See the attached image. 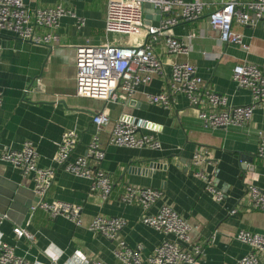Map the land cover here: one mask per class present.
Listing matches in <instances>:
<instances>
[{
  "label": "crops",
  "instance_id": "crops-1",
  "mask_svg": "<svg viewBox=\"0 0 264 264\" xmlns=\"http://www.w3.org/2000/svg\"><path fill=\"white\" fill-rule=\"evenodd\" d=\"M201 1L206 8L199 19L182 22L170 31L181 39L196 34L190 55L169 54L166 38H161L153 48L163 61V74L138 87L131 98L119 91L117 101L107 102L76 95L75 62L79 45L112 43V34L105 31L107 0H23L32 11L62 5L85 19V26L79 28L76 18L63 17L58 29L60 43L54 45H36L12 33H0V155L7 148L18 149L32 142L39 154L38 166L56 168L44 200L80 206L82 225L64 216L53 218L41 208L32 211L40 204L34 175L0 160V231L2 240L14 246L17 255L32 264H89L97 260L125 264L114 255L117 241L88 228L97 215H105L124 218L127 225L120 238L132 247L143 246L142 255L147 257L164 236L142 223L144 211L138 203L122 202L128 186L163 192L151 213L168 205L191 224L192 242L202 247L198 264H236L251 251L236 240L238 232L264 234V213L250 211L246 192L250 184L264 190V163L258 155L264 139V107H258L244 127L211 129L204 127L200 110L182 94L169 107L152 104L148 98L167 90L174 62L188 61L197 68L204 87L227 97L229 106L251 102V92L238 88L232 75L235 66L245 62L264 70V22L257 27L234 26L249 45L245 51L222 43L219 32L209 26V15L221 0ZM148 15L146 25L153 26L157 15L153 10ZM145 34L142 45L149 41ZM99 112L108 114L110 123L98 132L93 117ZM130 117L143 121L137 123L139 134L156 137L161 149L111 145L115 124L128 122ZM70 131L78 136L70 161L85 155L94 136H99L105 151L102 168L113 183L107 200L91 192L89 179L70 174L54 162L63 134ZM199 150L207 152V159L196 166L194 155ZM202 169L225 190L222 202L214 200L195 176ZM15 227L26 228L35 242L18 238Z\"/></svg>",
  "mask_w": 264,
  "mask_h": 264
},
{
  "label": "built area",
  "instance_id": "built-area-1",
  "mask_svg": "<svg viewBox=\"0 0 264 264\" xmlns=\"http://www.w3.org/2000/svg\"><path fill=\"white\" fill-rule=\"evenodd\" d=\"M147 3L155 5L164 16L158 27L147 26L145 23ZM205 8L206 3L201 0H107V34L136 37L145 31L149 41L140 46L114 43L93 45L90 42L79 45L75 49L76 95L110 102L117 101V93L121 91L125 98H131L138 87L149 84L155 76L163 74V61L154 50V43L166 38L169 54L176 57L190 55L196 34L181 39L170 31L182 22L199 19ZM66 16L76 18L79 28L85 26V19L77 18L71 9L62 5L32 11L23 0H0V33H12L19 40L36 45L59 44L58 29L61 19ZM208 20L210 28L219 32L222 43L239 46L248 51L249 45L235 31L234 26L257 27L264 22V0H221L219 7L210 13ZM41 30L44 32L41 33ZM203 54L206 55L205 52ZM232 78L238 88L251 92L252 100L249 104L229 106L227 97L204 87L197 68L188 61L174 62L167 90L158 95H149L148 98L152 104L169 107L176 96L182 94L187 97L191 106L200 110L199 115L205 128L244 127L252 119L255 110L264 107V70L258 65L245 62L235 66ZM219 107L224 110L216 113L214 110ZM93 122L99 132L110 123V117L105 112H99L94 115ZM139 130L140 127L134 123L118 121L112 130L110 143L126 148L161 149V143L156 137L139 134ZM77 138V134L72 131L63 134L54 162L70 174L89 179L91 192L107 200L112 194L113 183L111 176L102 168L105 151L99 136H94L85 155L70 161ZM206 155L207 152H196L195 165L200 166L207 159ZM258 155L264 163V139ZM38 159L39 154L30 141L18 149L7 148L0 155L2 162L34 175L35 193L42 200L32 211L41 208L53 218L64 216L81 226L80 206L67 202L49 203L44 200L53 185L56 168H41L38 166ZM195 176L204 182L206 192L214 200H224L225 190L219 189L203 169L196 171ZM246 192L250 199V211L264 213V190L250 184ZM162 197L161 190L133 186H128L122 197L125 204L138 203L144 211L142 223L164 236L147 257L142 255L143 246L132 247L120 238L127 225L122 217L97 215L88 228L108 240L117 241L114 255L125 264H198L202 247L192 242L191 224L168 205H162L157 212L151 213ZM231 213H236V210ZM13 231L18 238L25 237L30 242H35V236L26 228L15 227ZM2 238L3 233L0 231V264H32L17 255L15 247ZM236 240L251 248L236 264H264V234L241 230ZM89 264L105 263L97 260Z\"/></svg>",
  "mask_w": 264,
  "mask_h": 264
},
{
  "label": "rangeland",
  "instance_id": "rangeland-1",
  "mask_svg": "<svg viewBox=\"0 0 264 264\" xmlns=\"http://www.w3.org/2000/svg\"><path fill=\"white\" fill-rule=\"evenodd\" d=\"M110 40L114 44L119 45H133V46H140L144 42V31L141 32L139 36L136 37H130V36H124V35H116L112 34L110 36Z\"/></svg>",
  "mask_w": 264,
  "mask_h": 264
},
{
  "label": "water",
  "instance_id": "water-1",
  "mask_svg": "<svg viewBox=\"0 0 264 264\" xmlns=\"http://www.w3.org/2000/svg\"><path fill=\"white\" fill-rule=\"evenodd\" d=\"M145 10H146V15H145V23H148L147 22V19L149 18V15H148V13L150 12V11H152L153 10V12H155V14L157 15V18H156V22L154 23V25L153 26H155V27H158L159 25H160V22L162 21V19H163V14H162V12L159 10V9H157L156 7H155V5H153V4H149V3H147L146 5H145ZM127 120H129L128 122H132V123H134V124H136L137 125V123H143V121H141L140 119H136V118H129V119H127ZM127 122V121H126ZM148 124V122H144V124ZM154 166V165H153ZM152 166V167H153ZM39 202H41V198H38V204H39ZM36 207V206H35Z\"/></svg>",
  "mask_w": 264,
  "mask_h": 264
}]
</instances>
